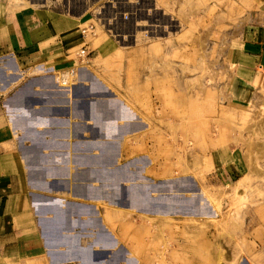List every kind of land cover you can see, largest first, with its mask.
I'll return each instance as SVG.
<instances>
[{
  "label": "crops",
  "instance_id": "obj_1",
  "mask_svg": "<svg viewBox=\"0 0 264 264\" xmlns=\"http://www.w3.org/2000/svg\"><path fill=\"white\" fill-rule=\"evenodd\" d=\"M55 2L0 0V264H135L136 238L154 256L152 244L187 217L168 211V178L191 190L223 186L244 172V158L228 146L193 149L176 163L165 136L181 133V118L168 116L165 75L95 63L119 55L109 39L89 43L80 66L72 49L84 38ZM259 6L255 28L264 34V0ZM261 38L239 54L251 79L233 82L246 93L230 105L247 103L251 90L254 102L263 99ZM76 70L77 82L60 87L58 74ZM209 158L204 174L198 165ZM167 213L173 224L161 221Z\"/></svg>",
  "mask_w": 264,
  "mask_h": 264
},
{
  "label": "rangeland",
  "instance_id": "obj_2",
  "mask_svg": "<svg viewBox=\"0 0 264 264\" xmlns=\"http://www.w3.org/2000/svg\"><path fill=\"white\" fill-rule=\"evenodd\" d=\"M13 1L45 5L56 1L57 10L74 18L71 26L76 25L78 32L94 24V34L83 37L78 48L85 44L90 51L89 43L96 48L109 39V45L119 49V55L99 56L95 63L127 64L129 75L141 68L147 75L161 70L168 116L181 118L177 128L182 134L167 129L165 136L176 163H186L193 149L204 155L208 148L228 146L238 148L244 158V172L223 186L197 189L193 182L191 190L184 178H168V211L187 217L176 222L182 226L180 231L168 230L163 243L152 244L154 256L136 238L135 264H159V260L161 264H264V91L257 103L254 90L249 91L247 103H229V97L241 98L246 90L237 89L233 82L251 79L239 54L248 43L263 41L264 34L255 28L263 17L258 15L262 0ZM78 48L72 49L73 56ZM77 73L61 72L57 79L68 88L77 82ZM175 88L177 102L170 94ZM191 90L196 92L193 98L186 95ZM194 129L197 134L192 136ZM208 160L198 165L204 174L213 171ZM173 220L169 213L161 217L166 223Z\"/></svg>",
  "mask_w": 264,
  "mask_h": 264
},
{
  "label": "built area",
  "instance_id": "obj_3",
  "mask_svg": "<svg viewBox=\"0 0 264 264\" xmlns=\"http://www.w3.org/2000/svg\"><path fill=\"white\" fill-rule=\"evenodd\" d=\"M95 32V25L90 23L86 27L82 28L80 31V34L82 37H85L87 35H93ZM75 57L79 61V63H87L88 57H89V51L85 44L81 45L75 52ZM72 74L75 72H71ZM78 74V73H77ZM60 87L64 88L67 87L66 84H60Z\"/></svg>",
  "mask_w": 264,
  "mask_h": 264
}]
</instances>
